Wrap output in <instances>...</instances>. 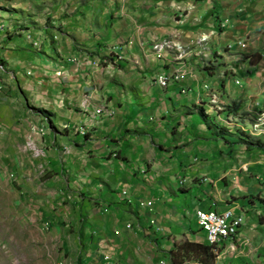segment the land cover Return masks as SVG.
<instances>
[{"label":"crops","instance_id":"obj_1","mask_svg":"<svg viewBox=\"0 0 264 264\" xmlns=\"http://www.w3.org/2000/svg\"><path fill=\"white\" fill-rule=\"evenodd\" d=\"M52 11L48 21L30 12L35 26L23 28L4 24L15 11L0 14V103L12 96L46 161L84 179L93 203L82 264H174L185 239L208 245L196 209L243 218L217 258L264 238V140L237 138L264 111V0H61ZM161 39L176 47L156 58ZM256 51L257 63L243 58Z\"/></svg>","mask_w":264,"mask_h":264},{"label":"rangeland","instance_id":"obj_2","mask_svg":"<svg viewBox=\"0 0 264 264\" xmlns=\"http://www.w3.org/2000/svg\"><path fill=\"white\" fill-rule=\"evenodd\" d=\"M60 1L0 0V14L7 16L15 11L13 14L17 16L15 19L4 20L6 27L9 25L33 27L35 23L31 20L30 12L41 13V18L48 21L51 19L48 14L60 5ZM58 27L60 28L59 25ZM25 42L32 48L40 46V40H34L30 32L25 34ZM2 103L4 104L0 103V264H82L86 249L84 235L90 228L87 225L88 212L93 203L89 194L81 191V182L84 179L78 175H70L72 170L66 169V165L64 170L56 171V167L61 166L46 161L48 149L37 142L32 133H28L30 123L26 124L24 112L17 113L13 108L16 100L13 101L12 96H4ZM24 111L45 117L46 120L50 119L51 132L62 133L54 126L51 121L53 117L49 114L27 107ZM18 121L26 124L22 125L19 136L13 133V127ZM261 137L264 140V111L255 117L250 130L242 129L237 135V138L247 143L256 142ZM65 156L66 153L62 158ZM187 177L183 176L180 179L182 185ZM200 180L205 182L204 177ZM260 196L263 198L260 199L261 197L257 195L258 202L264 203V194L260 193ZM251 229L259 236L262 233L256 224ZM263 240L262 237L260 241L254 242L245 236L242 241L235 244L234 249L230 243L229 249L232 250L217 253L219 259L216 257L211 264H264ZM186 260L188 259L184 261Z\"/></svg>","mask_w":264,"mask_h":264},{"label":"built area","instance_id":"obj_3","mask_svg":"<svg viewBox=\"0 0 264 264\" xmlns=\"http://www.w3.org/2000/svg\"><path fill=\"white\" fill-rule=\"evenodd\" d=\"M199 40V39H198ZM244 42H239L238 47H245ZM181 77L180 73L173 72L171 74H162L157 76V82L161 86H165L170 79L178 80ZM80 135L87 133L85 125H80ZM138 203H143V208H149L152 206L151 200H140ZM195 214L197 216L198 224L205 232V238L208 245L213 247L214 251H218L222 248L224 240L237 235L241 225L243 224V218L240 215L234 214L231 209H225L221 212L215 210L196 209ZM235 244H233V249Z\"/></svg>","mask_w":264,"mask_h":264},{"label":"trees","instance_id":"obj_4","mask_svg":"<svg viewBox=\"0 0 264 264\" xmlns=\"http://www.w3.org/2000/svg\"><path fill=\"white\" fill-rule=\"evenodd\" d=\"M243 58L248 60L250 64H255L259 61L261 55L256 51L244 54ZM215 257L216 253L213 247L199 242L188 241L187 239L175 245V248L170 251V260L174 264H178L185 259H195L201 264H211Z\"/></svg>","mask_w":264,"mask_h":264},{"label":"bare ground","instance_id":"obj_5","mask_svg":"<svg viewBox=\"0 0 264 264\" xmlns=\"http://www.w3.org/2000/svg\"><path fill=\"white\" fill-rule=\"evenodd\" d=\"M153 50L157 56V58H161L163 55V52L171 47H176L175 43H171L170 40H163L162 42L158 43H154L153 44ZM177 73V72H176ZM162 76V75H159ZM211 102H215V98L212 96L211 98ZM97 113H100L102 111V106H99L96 110Z\"/></svg>","mask_w":264,"mask_h":264}]
</instances>
